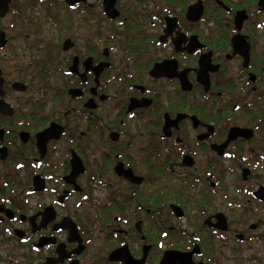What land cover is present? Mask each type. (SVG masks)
Wrapping results in <instances>:
<instances>
[{
  "label": "flooded vegetation",
  "instance_id": "flooded-vegetation-1",
  "mask_svg": "<svg viewBox=\"0 0 264 264\" xmlns=\"http://www.w3.org/2000/svg\"><path fill=\"white\" fill-rule=\"evenodd\" d=\"M104 1L0 0V264H264V0Z\"/></svg>",
  "mask_w": 264,
  "mask_h": 264
},
{
  "label": "rangeland",
  "instance_id": "rangeland-1",
  "mask_svg": "<svg viewBox=\"0 0 264 264\" xmlns=\"http://www.w3.org/2000/svg\"><path fill=\"white\" fill-rule=\"evenodd\" d=\"M63 11L64 10H62V9H60L58 11V21L61 20L63 22V26H65L68 31H75V34H76V36L78 38H81L82 36L83 37H86V36L88 37L89 31H95L96 28H98L97 22H99V21H96V19H94V18L93 19L92 18H90V19L89 18L84 19V16L82 14L77 13V12L76 13L75 12H73V13L68 12L69 13V18H66L67 19V21H66V19L63 17V15H65ZM60 12H62V13L60 14ZM34 20H35V22L38 25V30L37 31H42L40 34L42 35L43 44H45V42L51 41L53 39L56 40V41L59 40L57 38V36L55 35L57 29H55L53 27L51 28V25H49L45 21L44 14L42 12H39V14H37L34 17ZM70 23H71V27L69 26ZM69 29H71V30H69ZM30 39H31V36L28 37V40H25L23 38V34H22V40L20 41V45L21 46H24V45L27 46V45H29V42L34 41V40H30ZM31 45L33 46L34 44H31ZM39 52H40V55H38V56H39V58H41L42 57L41 55H44L45 54V50H41ZM32 56L33 55H31L29 57H26V58H23V60L25 62H28L29 60H32V58H33ZM58 57H59L58 58V61L61 62L62 56L60 55ZM57 66H61L62 67L61 64L60 65H57ZM25 70H27V69L25 68ZM56 71H58V70H56ZM54 75H55V73H53V74L50 73L49 76H51V78L49 80H51L52 78H54V79H57V81L59 82V84H64L63 80L66 77H63L61 74H59V77H53ZM67 80H69V79H67ZM13 103H15V101H13ZM16 103H18V102L16 101ZM56 104H57V102H55L53 105L55 106ZM56 107H58V104H57ZM97 193L100 194L99 191L96 192V194Z\"/></svg>",
  "mask_w": 264,
  "mask_h": 264
},
{
  "label": "water",
  "instance_id": "water-1",
  "mask_svg": "<svg viewBox=\"0 0 264 264\" xmlns=\"http://www.w3.org/2000/svg\"><path fill=\"white\" fill-rule=\"evenodd\" d=\"M70 3L73 2V0H68ZM105 4V10L107 12V14L111 17L114 18L115 16H117V11L113 8L114 5V0H105L104 1ZM158 67H160V64H157V66L155 67V70L158 69ZM74 93L78 92V90H73Z\"/></svg>",
  "mask_w": 264,
  "mask_h": 264
}]
</instances>
